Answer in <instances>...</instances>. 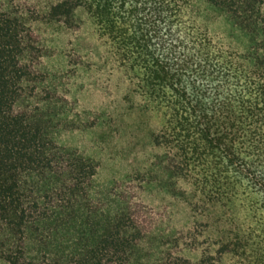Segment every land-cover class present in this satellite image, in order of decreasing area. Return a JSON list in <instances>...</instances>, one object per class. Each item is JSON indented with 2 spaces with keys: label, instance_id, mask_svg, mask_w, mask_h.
<instances>
[{
  "label": "trees",
  "instance_id": "trees-1",
  "mask_svg": "<svg viewBox=\"0 0 264 264\" xmlns=\"http://www.w3.org/2000/svg\"><path fill=\"white\" fill-rule=\"evenodd\" d=\"M0 264H264V0H0Z\"/></svg>",
  "mask_w": 264,
  "mask_h": 264
},
{
  "label": "rangeland",
  "instance_id": "rangeland-1",
  "mask_svg": "<svg viewBox=\"0 0 264 264\" xmlns=\"http://www.w3.org/2000/svg\"><path fill=\"white\" fill-rule=\"evenodd\" d=\"M89 133H88V136L85 137V141H91V140L95 141V139H96L97 142H100V141H98V138L96 136L97 131H91ZM61 139L64 140V139H68V138H67V136H62ZM79 139H81V138H79ZM123 141H124L123 139H122V141H118V139H116L114 143H116L117 147L122 145V148H123L124 147ZM84 146L88 148L90 146V143L84 142ZM117 150L112 148L111 145L105 144V142H103V141L101 144V151L98 150L96 143H94V148L91 151L87 150V153L95 160L97 165H99L98 175L96 176V180L98 182H100V183L105 182V184H112L111 180L116 179V177L113 178L115 176V174H113L112 172H114L116 170L115 166L116 167L119 166V165H116L115 162L117 163V161L121 159L119 157V153H118V156L115 155ZM117 157H119L120 159H118ZM114 164H115V166H114ZM117 170H119V167L117 168ZM119 172H121V171H119ZM102 179H105V181H102Z\"/></svg>",
  "mask_w": 264,
  "mask_h": 264
}]
</instances>
